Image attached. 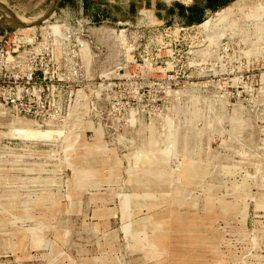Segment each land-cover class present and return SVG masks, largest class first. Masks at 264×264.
I'll return each instance as SVG.
<instances>
[{
	"label": "rangeland",
	"instance_id": "obj_1",
	"mask_svg": "<svg viewBox=\"0 0 264 264\" xmlns=\"http://www.w3.org/2000/svg\"><path fill=\"white\" fill-rule=\"evenodd\" d=\"M77 1L0 0L57 11L0 6V34L83 7L99 46L69 111L0 105V264H264V0L193 25Z\"/></svg>",
	"mask_w": 264,
	"mask_h": 264
},
{
	"label": "built area",
	"instance_id": "obj_2",
	"mask_svg": "<svg viewBox=\"0 0 264 264\" xmlns=\"http://www.w3.org/2000/svg\"><path fill=\"white\" fill-rule=\"evenodd\" d=\"M91 22L81 19L77 27L58 23L56 28L48 24L36 46L22 30L0 34V105L19 110L28 103L30 112H38L47 101L57 112L69 111L72 97L83 92V82L93 80L87 64L94 63L99 46L87 33ZM116 29L122 36L127 27ZM28 94L36 100L27 101Z\"/></svg>",
	"mask_w": 264,
	"mask_h": 264
},
{
	"label": "crops",
	"instance_id": "obj_3",
	"mask_svg": "<svg viewBox=\"0 0 264 264\" xmlns=\"http://www.w3.org/2000/svg\"><path fill=\"white\" fill-rule=\"evenodd\" d=\"M148 1V2H147ZM137 0L136 15L149 11L151 18L161 22L180 21L187 25L199 24L205 20L212 12L222 9L235 0ZM78 1L72 0V4ZM67 6V5H66ZM61 10V9H60ZM63 11V10H62ZM80 19H88L96 22L95 16L83 15V7L80 10ZM63 21L71 26H76L79 18L69 15ZM71 18V19H69ZM117 26L127 24L126 21H117Z\"/></svg>",
	"mask_w": 264,
	"mask_h": 264
},
{
	"label": "bare ground",
	"instance_id": "obj_4",
	"mask_svg": "<svg viewBox=\"0 0 264 264\" xmlns=\"http://www.w3.org/2000/svg\"><path fill=\"white\" fill-rule=\"evenodd\" d=\"M59 2V0H54V2H53V4L51 5V7H50V10L48 11V12H51L54 8H55V6L57 5V3ZM1 3V2H0ZM0 6L3 8V10H4V12L6 13V16L8 17V18H10L11 20H13V21H15V22H20V23H22V24H24L22 27L24 28V27H29V26H31L30 24H29V22H31V21H29V20H27V21H25L20 15H17V14H15V12H13V11H11L9 8H7L3 3H1L0 4ZM26 23H28V24H26ZM205 23H208V21H205L204 23H202V24H205ZM26 24V25H25Z\"/></svg>",
	"mask_w": 264,
	"mask_h": 264
},
{
	"label": "water",
	"instance_id": "obj_5",
	"mask_svg": "<svg viewBox=\"0 0 264 264\" xmlns=\"http://www.w3.org/2000/svg\"><path fill=\"white\" fill-rule=\"evenodd\" d=\"M53 13H57V11L54 10V11H53L50 15H48L47 17H45V18H43V19H41V20H37V21H35V22H33V23H30V25L36 27V26H40V25H43V24H45V23H48V22L51 20V16L53 15ZM16 23L20 25V28L24 25V24H22V23H20V22H16ZM25 25H26V24H25Z\"/></svg>",
	"mask_w": 264,
	"mask_h": 264
}]
</instances>
